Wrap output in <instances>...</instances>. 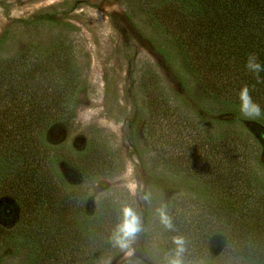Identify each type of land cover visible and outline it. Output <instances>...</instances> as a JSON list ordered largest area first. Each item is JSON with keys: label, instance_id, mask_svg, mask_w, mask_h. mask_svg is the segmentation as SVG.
<instances>
[{"label": "trees", "instance_id": "trees-1", "mask_svg": "<svg viewBox=\"0 0 264 264\" xmlns=\"http://www.w3.org/2000/svg\"><path fill=\"white\" fill-rule=\"evenodd\" d=\"M118 2L132 27L173 70L181 89L191 91L197 83L205 92L198 106L206 115L232 116L219 123L239 120L237 97L244 85L264 109V82L245 66L250 54L264 64V0ZM15 24L25 31L47 27L53 36L47 43L22 41L9 54L4 52L16 44L12 28L0 35V199L12 200L18 209L11 228L0 225V247L8 257L24 255L23 264H101L113 248L109 236L121 207L113 197L91 206V186L112 176L117 163L103 141L80 149L64 145L82 90L69 39L73 27L49 14ZM142 87L147 139L156 163L170 173L158 179L166 181L183 169L192 184L184 197L188 207L168 216L172 248L174 238L183 237L184 255L199 256L207 242L210 247V234L223 233L230 257L242 260L238 264H264V117L248 119L250 141L230 134L229 140L204 143L206 118L201 125L184 122L158 82L145 79ZM207 96L213 102L206 105ZM165 129L173 141L163 140ZM183 129L188 141L182 145ZM130 137L137 141L135 131ZM4 210L6 219L13 217L12 206Z\"/></svg>", "mask_w": 264, "mask_h": 264}, {"label": "rangeland", "instance_id": "rangeland-1", "mask_svg": "<svg viewBox=\"0 0 264 264\" xmlns=\"http://www.w3.org/2000/svg\"><path fill=\"white\" fill-rule=\"evenodd\" d=\"M46 14L73 27L69 39L75 48L82 80L75 118L64 145L80 149L89 141H103L117 163L112 176L92 183L91 206L105 197H113L121 208L128 205L135 209L141 219V231L130 249L113 247L101 264H163L174 248L169 241L168 228L161 222L160 210L169 216L173 211L188 207L184 205V197L192 192V184L188 172L183 169L178 176L165 178L166 181L158 179L170 173L156 163L157 154L147 139L146 97L142 82L145 79L148 83L158 82L184 122L193 120L201 125V119L206 118L201 127L204 143L229 140L230 134L241 135L235 137L238 141H250L246 124L250 122L241 116L235 123H219L217 121L221 119L230 121L232 116H219L218 112L206 115L198 106V98L205 92L196 86L197 83L192 85L191 91L181 89L173 70L132 27L118 0H0V35L11 27V43H16L9 45L11 49L8 51L7 48L4 53L13 54L23 46L22 41L24 44L28 41L49 42L53 33L47 27L25 31L21 24H15ZM143 29L151 35L149 29ZM176 63L182 65L180 61ZM212 102L213 99L207 96L206 105ZM101 121L105 123L101 124ZM132 131H135L137 141L130 140ZM164 131L163 140L170 138L173 141V133L168 129ZM186 131L183 129L182 145L183 141H188ZM132 184L135 193L127 187ZM144 193H150L149 200L141 198ZM6 206L14 208L12 218L6 219ZM189 214L183 212L181 216L189 217ZM17 216L14 202L1 198L0 225L11 228ZM208 238L210 247L206 240L199 256H183L184 264H238L242 261L230 257L223 233H213ZM24 257L22 254L8 257V250L0 247V264H23Z\"/></svg>", "mask_w": 264, "mask_h": 264}, {"label": "clouds", "instance_id": "clouds-1", "mask_svg": "<svg viewBox=\"0 0 264 264\" xmlns=\"http://www.w3.org/2000/svg\"><path fill=\"white\" fill-rule=\"evenodd\" d=\"M246 68L251 72L257 82H264L261 78V73L264 72V64L258 61L255 54H250L246 62ZM238 110L246 119H260L264 117V109L255 102L251 95V90L248 85H244L238 93ZM87 119V117H86ZM105 123L101 121V124ZM111 127V125H109ZM115 130V129H114ZM129 171H131V166H129ZM130 190L135 193V185H127ZM143 200L147 201L150 199V193H144L141 197ZM161 222L169 230L173 229L171 219L160 210ZM141 231V219L135 209L131 206L125 205L121 208V217L119 222L114 226L112 232L109 236V242L113 247H117L121 250L130 249V245L136 239L138 233ZM175 249L172 254L165 257L163 264H184L183 256L186 252V242L183 237L174 238ZM131 255V252L128 253Z\"/></svg>", "mask_w": 264, "mask_h": 264}]
</instances>
